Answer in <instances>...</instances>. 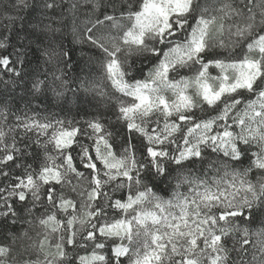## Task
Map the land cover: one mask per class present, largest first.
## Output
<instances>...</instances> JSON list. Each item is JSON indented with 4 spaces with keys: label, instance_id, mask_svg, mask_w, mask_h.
I'll use <instances>...</instances> for the list:
<instances>
[{
    "label": "snow or ice",
    "instance_id": "obj_1",
    "mask_svg": "<svg viewBox=\"0 0 264 264\" xmlns=\"http://www.w3.org/2000/svg\"><path fill=\"white\" fill-rule=\"evenodd\" d=\"M64 7L4 5L7 31L24 13L33 30L18 46L0 33V264H264V0ZM68 30L98 70L79 88L107 120L10 103L25 81L32 96H76ZM33 44L43 78L29 79Z\"/></svg>",
    "mask_w": 264,
    "mask_h": 264
},
{
    "label": "trees",
    "instance_id": "obj_2",
    "mask_svg": "<svg viewBox=\"0 0 264 264\" xmlns=\"http://www.w3.org/2000/svg\"><path fill=\"white\" fill-rule=\"evenodd\" d=\"M9 0H0V33H5L10 38V43L19 45L21 43V38L26 36V32H32V27L26 21L30 18L27 16V13H24L25 20H17L13 30L11 32L7 31L8 21L3 19L4 15V5H6ZM74 2V0H64V15L69 19L72 17V13L68 11L69 6ZM78 2V0H77ZM207 5L209 6L210 12L211 7L217 3V0H206ZM59 12V10H58ZM77 15L82 18L84 16V9L81 8ZM37 21H42L39 27L42 28L43 24L48 23L47 20H44L43 17H37L35 20H32L31 23L35 24ZM65 47L72 51L71 61L72 66L66 69V79L71 82V87L76 89V96H73L71 92L68 95V102H65L63 99H58L54 96L52 92H48L46 95H36L32 96L27 88H30V84L25 81L17 89L10 92V103L14 110L24 111L25 102L30 101L29 108L32 110L29 114L38 113L40 116L44 115H56L61 118L67 116L68 118H75L77 120L88 119L93 115L97 114L99 111L107 120L111 115L110 111L106 110L103 104H98L97 99L93 97L92 94H85L82 89L79 88V81L86 79H98V70L96 65L88 64L90 57V50H88L87 45L74 44L72 41L71 31L68 30L63 36ZM26 42V41H25ZM83 49V50H82ZM11 47L9 51H11ZM2 51V50H0ZM28 59L30 60L29 71L31 72V78H43L44 73L47 71V66L44 64V59L41 57L40 51L37 49L36 45L33 44L31 49L28 51ZM87 65V66H86ZM151 65L148 61H145L143 64H140L139 67H142L145 72ZM83 68V71L81 69ZM9 77L4 72H0V79L7 80ZM50 79V76H49ZM14 95L16 99L11 100V96ZM22 97V99H21ZM207 178H215L214 175L208 176ZM174 183V181H173ZM161 188H167V184H161ZM183 190V189H182ZM164 195L163 192L160 193ZM168 194L171 195V189L168 188ZM22 226L16 225L14 230H19Z\"/></svg>",
    "mask_w": 264,
    "mask_h": 264
},
{
    "label": "clouds",
    "instance_id": "obj_3",
    "mask_svg": "<svg viewBox=\"0 0 264 264\" xmlns=\"http://www.w3.org/2000/svg\"><path fill=\"white\" fill-rule=\"evenodd\" d=\"M241 2H242V0H241ZM141 63H140V61H137V64H136V69H139V68H141V67H139V65H140ZM136 69H133V74L134 75H138V72L136 71ZM207 109H205L204 110V113H199L198 112V114H206L207 113ZM197 167H199V165L197 166Z\"/></svg>",
    "mask_w": 264,
    "mask_h": 264
},
{
    "label": "rangeland",
    "instance_id": "obj_4",
    "mask_svg": "<svg viewBox=\"0 0 264 264\" xmlns=\"http://www.w3.org/2000/svg\"><path fill=\"white\" fill-rule=\"evenodd\" d=\"M209 14H211V12H209Z\"/></svg>",
    "mask_w": 264,
    "mask_h": 264
}]
</instances>
